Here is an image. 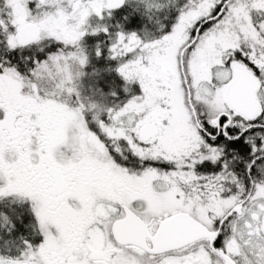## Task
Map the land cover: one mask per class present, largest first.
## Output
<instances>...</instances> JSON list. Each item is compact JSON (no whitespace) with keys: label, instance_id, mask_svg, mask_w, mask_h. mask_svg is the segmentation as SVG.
Here are the masks:
<instances>
[{"label":"snow or ice","instance_id":"obj_1","mask_svg":"<svg viewBox=\"0 0 264 264\" xmlns=\"http://www.w3.org/2000/svg\"><path fill=\"white\" fill-rule=\"evenodd\" d=\"M163 7L0 0V264H264V0Z\"/></svg>","mask_w":264,"mask_h":264},{"label":"flooded vegetation","instance_id":"obj_2","mask_svg":"<svg viewBox=\"0 0 264 264\" xmlns=\"http://www.w3.org/2000/svg\"><path fill=\"white\" fill-rule=\"evenodd\" d=\"M162 5H164L163 9L160 10L159 14L156 16H153V24L156 23L157 19H160L163 17L164 15V10L170 7H172L174 5V0H161ZM29 7L31 8L32 5L30 4ZM115 11H119L120 9H116V10H112V12ZM90 23H96V18L91 17L90 18ZM105 22L108 23L109 20L105 19ZM95 39L94 37H89V36H85L84 37V42L88 43L90 40L92 41V44L95 43ZM99 39H104L103 35H101L99 37ZM91 44L89 45V51L91 52ZM34 52L37 53L38 58H43V54L39 53L38 50L34 49ZM25 54H30V53H25ZM94 59V57H92ZM108 63H110L113 67L115 66L116 62L115 61H109ZM81 71H85L86 74L82 75L80 77V79L77 81V84L82 85L81 87V99L83 101L88 100V95L93 92L91 89H89L88 85L92 82L93 77H91L89 74L87 73H91L92 71V67L90 66L88 69L86 70H81ZM113 76L116 77V79H119L118 76H116L115 73H113ZM133 90L136 91L137 86L133 85L132 86ZM90 91V92H89ZM94 93V92H93ZM98 96V95H97ZM99 97V96H98ZM108 99L111 100V98L109 97ZM238 156H244L246 157L245 153L239 152L238 151ZM235 164V168L239 169L240 171L243 170V161H237L234 162ZM245 183H247V181L245 180ZM12 209V211L9 212V215L12 216L13 218H15L16 216H21L23 218V221L25 224H34V218L32 216V213L30 211V204L29 202L25 201L24 203H19V204H14V205H10L8 202L6 201H0V212L6 211L8 209ZM4 221L2 219V217H0V224H3ZM7 235L6 229L0 227V256H5V257H12L15 258L17 256H19L20 252L23 250L24 248V244H23V240H27L29 242H31L33 245H36L40 242L41 237L34 233L32 227H25L23 224H20L15 230H14V234H13V238L15 239L16 243L14 245H6L3 242V238Z\"/></svg>","mask_w":264,"mask_h":264},{"label":"rangeland","instance_id":"obj_3","mask_svg":"<svg viewBox=\"0 0 264 264\" xmlns=\"http://www.w3.org/2000/svg\"><path fill=\"white\" fill-rule=\"evenodd\" d=\"M157 2L158 3H161L162 4V2H161V0H157ZM164 12H166V9L164 10ZM93 18H95L94 16H93ZM105 19H108L109 20V18L107 17V16H105ZM110 21V20H109ZM154 21V20H153ZM123 30V29H122ZM124 31V30H123ZM130 31H137L136 29H134V28H127V30H125V32H130ZM139 34V33H138ZM133 86V85H132ZM90 92V91H89ZM100 100V97H98L96 94H94L93 92L91 93V95L89 94L88 95V100H87V102L86 101H83L84 102V104L85 105H87V104H89L90 102H93V101H99ZM106 102H111V100L110 99H108V101H106Z\"/></svg>","mask_w":264,"mask_h":264},{"label":"trees","instance_id":"obj_4","mask_svg":"<svg viewBox=\"0 0 264 264\" xmlns=\"http://www.w3.org/2000/svg\"><path fill=\"white\" fill-rule=\"evenodd\" d=\"M119 13H120L119 11L112 12V17L113 18L117 17ZM108 23L111 24L112 21L110 20ZM127 28H129V27L125 26V27H123V30L125 31V30H127ZM110 31H114V29L110 28Z\"/></svg>","mask_w":264,"mask_h":264}]
</instances>
